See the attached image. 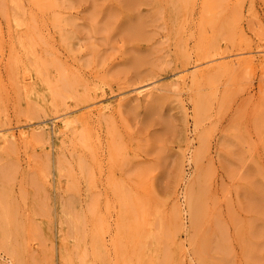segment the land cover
Here are the masks:
<instances>
[{"label": "rangeland", "instance_id": "rangeland-1", "mask_svg": "<svg viewBox=\"0 0 264 264\" xmlns=\"http://www.w3.org/2000/svg\"><path fill=\"white\" fill-rule=\"evenodd\" d=\"M218 1L0 0V264H264V0Z\"/></svg>", "mask_w": 264, "mask_h": 264}, {"label": "bare ground", "instance_id": "bare-ground-1", "mask_svg": "<svg viewBox=\"0 0 264 264\" xmlns=\"http://www.w3.org/2000/svg\"><path fill=\"white\" fill-rule=\"evenodd\" d=\"M216 1H218V0H216ZM216 1L214 0V3H211V5H214V4L217 5ZM223 1H224V0H223ZM223 1L221 0V2H220V0H219L218 2H220V4H218V5L222 6V5H223V4H222ZM207 2H208V1H207ZM212 2H213V1H212ZM209 3H210V2H209ZM223 3H228V1H227V2L224 1ZM229 3H230V2H229ZM221 4H222V5H221ZM207 5H208V7H209V4H208V3H207ZM207 5H205V7H206ZM16 8H17V7H16ZM210 8H211V6H210ZM213 8H215V7L212 6V8H211L212 10H211V11H213ZM217 8H218V7H217ZM217 8H215V9H216V10H219V9H220V8H218V9H217ZM4 9H5V8H4ZM207 10H208V9H207ZM216 10H215V11H216ZM7 11H8V10H7ZM211 11H210L209 14H208L209 11H207V14H205V15H204L203 13H202V14L206 17L207 15H210L211 13H213V12H211ZM6 14H7V13H6ZM215 14H216V13H215ZM211 15H212V14H211ZM16 16H17V15H16ZM208 17H210V16H208ZM216 17H217V16H216ZM204 20H205V19H204ZM214 20H215V18H214ZM214 20H213V21H214ZM22 21H23V20H22ZM218 21H220V20H218ZM218 21H217V22H218ZM17 22H18V21H17ZM210 23H212V22H210ZM208 24H209V23H208ZM208 24H207V25H208ZM209 26H211V25L209 24ZM217 26H219V25H216L215 27H217ZM210 28H211V27H210ZM211 30H212V29H211ZM216 31H217V30H216ZM218 31H219V30H218ZM221 31H222V30H221ZM217 33H218V32H217ZM220 34H221V33H220ZM38 35H39V34H38ZM229 37H230V36H229ZM204 39H205V38H204ZM46 43H47V42H46ZM210 44H211V43H210ZM212 44H215V43L213 42ZM212 44H211V45H212ZM70 50H71V49H70ZM27 52H28V51H27ZM208 53H209V52H208ZM209 55H210V54H209ZM210 56H211V55H210ZM210 56H209V57H210ZM206 57H207V55H206ZM13 58L16 59V57H13ZM250 59H251V58H250ZM42 60H43V59H42ZM235 60H236V59H235ZM24 62H25V61H23V62L21 61V63H23V64H24ZM247 62H248V61H247ZM15 64H16V61H15ZM23 64H21V65L23 66ZM34 64H35V63H34ZM36 64H37V62H36ZM26 65H27V61H26ZM235 66H236V65H235ZM13 67H14V66H13ZM24 67H25V66H24ZM24 67H23V69H24ZM14 68H15V67H14ZM63 68H64V67H63ZM24 70H26V69H24ZM226 70H227V69H226ZM226 70H225V71H226ZM233 70H234V69H233ZM237 70H238V68H237ZM39 71H40V70H39ZM61 71H62V70H61ZM197 72H198V71H197ZM24 73H25V72H24ZM40 73H41V72H40ZM193 73H194V75H195V72H193ZM193 73H192V74H193ZM196 74H197V73H196ZM198 75H199V74H198ZM24 77H25V75H24ZM29 77H31V74L28 76V78H29ZM189 77H190V76H189ZM193 78H194V77H193ZM20 79H21V78H20ZM210 79H211V78H210ZM43 80H44V79H43ZM26 82H27V81H26ZM48 82H49V80H48ZM194 82H195V80H194ZM194 82H193V83H194ZM197 82H198V81H197ZM197 84H198V83H197ZM23 87H24V86H23ZM88 88H89V87H88ZM85 91H86V90H85ZM26 92H27V91H26ZM26 94H27V93H26ZM86 94H87V92H86ZM57 96H58V95H57ZM59 96H60V95H59ZM62 96H63V95H62ZM139 97H140V96H139ZM25 99H26V98H25ZM2 100H3V99H2ZM27 100H28V99H27ZM90 100H91V98H90ZM26 102H27V101H26ZM68 102H69V101H68ZM201 102H202V101H201ZM29 103H30V102H29ZM199 103H200V102H199ZM203 103H204V102H203ZM22 104H23V103H22ZM30 104H31V103H30ZM197 104H198V103H197ZM200 105H201V104H200ZM5 106H6V104H5ZM23 106H24V105H23ZM30 106H31V105H30ZM202 106H203V105H202ZM27 108H29V107H27ZM36 108H37V107H36ZM58 110H60V109H58ZM28 112H29V111H28ZM34 112H35V111H34ZM200 112H201V111H200ZM200 112H199V113H200ZM35 113H36V112H35ZM6 115H7V114H6ZM35 117H36V116H35ZM35 117H34V118H35ZM1 119H2V116H1ZM1 119H0V120H1ZM6 143H7V142H6ZM9 147H10V146H9ZM49 154H50V153H49ZM48 158H49V157H48ZM48 162H49V161H48ZM114 187H115V186H114ZM120 188H121V187H120ZM122 190H123V189H122ZM140 203H141V202H140ZM138 204H139V203H138ZM191 204L193 205V204H196V203H194V201L191 200ZM146 205H147V203H146ZM146 205H144V203H143L141 206H142V208L144 207V209H145V206H146ZM196 205H197V204H196ZM156 206H157V205H156ZM131 207H132V206H131ZM148 207H149V205H148ZM142 208H141V209H142ZM146 209H147V208H146ZM149 210H150V208H149ZM132 211H133V210H132ZM179 211H180V210H179ZM144 212H145V211H144ZM146 212H147V211H146ZM153 212H154V210H153ZM134 213H135V212H134ZM142 213H143V212H142ZM139 214H140V213H139ZM154 214H155V213H154ZM136 215H137V214H136ZM143 216H144V214H143ZM147 216H148V215H147ZM136 217H137V216H136ZM178 218H179V217H178ZM142 219H144V218H142ZM134 221H135V220H134ZM136 221H137V220H136ZM146 221H147V220H146ZM137 225H138V224H137ZM140 225H141V224H140ZM143 225H144V224H143ZM143 225H142V226H143ZM144 226H145V225H144ZM137 229H138V228H137ZM139 229H140V228H139ZM137 231H138V230H137ZM137 231H136V232H137ZM142 234H143V233H142ZM143 238H144V237H143ZM141 246H142V245H141ZM140 250H141V248H140ZM165 260H166V262H167L168 258L165 259ZM165 260L163 259L160 263H162V262L164 261V264H166Z\"/></svg>", "mask_w": 264, "mask_h": 264}]
</instances>
